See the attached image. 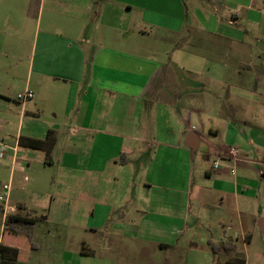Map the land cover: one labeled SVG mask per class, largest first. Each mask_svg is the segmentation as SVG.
<instances>
[{
	"label": "crops",
	"instance_id": "1",
	"mask_svg": "<svg viewBox=\"0 0 264 264\" xmlns=\"http://www.w3.org/2000/svg\"><path fill=\"white\" fill-rule=\"evenodd\" d=\"M10 1L0 247L18 264H39L44 248L42 264H264V46L251 42L253 31L264 45V0H183L184 15L158 20L154 0ZM49 132L50 159L19 145ZM230 147L236 162L224 161ZM16 216L36 221L12 223L33 240L8 229ZM39 228L66 234L43 247ZM225 244L235 250L212 251Z\"/></svg>",
	"mask_w": 264,
	"mask_h": 264
},
{
	"label": "rangeland",
	"instance_id": "2",
	"mask_svg": "<svg viewBox=\"0 0 264 264\" xmlns=\"http://www.w3.org/2000/svg\"><path fill=\"white\" fill-rule=\"evenodd\" d=\"M183 0H154V12H155V20H158L157 15L158 13L163 12L165 13H170L172 16L174 17H181V14L184 15V6L182 7V2ZM10 8L13 7H21L22 4V0H12L10 1ZM12 10V9H11ZM17 12V11H16ZM251 27V31H252ZM255 35L254 32L252 31V36H251V42L253 44V47L255 49H260L262 46H264L263 44H260V42H256L255 41V37L253 36ZM256 36V35H255ZM197 176H195L194 180L196 181ZM197 186L198 185H194L193 187V195H192V205H191V210H192V214L190 216L189 219V223L191 225L192 228H194V230L196 231L195 227H197L196 225L198 224V215L200 213V210L198 209V206L196 204V195H197ZM203 225H205V223H203ZM199 226V225H198ZM194 233V231L192 230L190 233V236H192ZM66 234V231L63 230H57L54 231V236L55 238L52 239L51 241L49 239H45L44 237V229L39 228L36 236L34 237L36 240L35 242H37L38 244L42 245L43 247L46 244L52 245L55 243H60V241L62 242L64 235ZM201 235H204L203 233ZM33 240V238H32ZM33 259L37 260L39 262V264H42V261H44V259H48L49 258V251L45 250H41L39 252H35L33 253ZM218 261H215L214 264H218ZM141 264L143 263V260H136V262L134 264Z\"/></svg>",
	"mask_w": 264,
	"mask_h": 264
},
{
	"label": "trees",
	"instance_id": "3",
	"mask_svg": "<svg viewBox=\"0 0 264 264\" xmlns=\"http://www.w3.org/2000/svg\"><path fill=\"white\" fill-rule=\"evenodd\" d=\"M55 140L56 139H55L53 132H49L47 135V138L45 140L20 138L19 145L22 147L31 148V149H35V150H42V151L46 152L47 158L50 159L52 150H53L54 145H55ZM13 222H16V223L19 222V223L25 224V225H34L36 223V221H28L27 219L17 220V216L16 217H9V219H8V224H9L8 229L9 230L21 231V232L25 233L30 239H32V234H31V232H29L26 229V227H24V229L23 228L15 229L12 227ZM33 247H34V245H33ZM233 250H235V247L233 244H225V245L220 246V247L212 246V251L215 254H218L221 251H225V252L229 253ZM18 255H19V252L16 249H12L9 247H0V264H18L17 263Z\"/></svg>",
	"mask_w": 264,
	"mask_h": 264
},
{
	"label": "built area",
	"instance_id": "4",
	"mask_svg": "<svg viewBox=\"0 0 264 264\" xmlns=\"http://www.w3.org/2000/svg\"><path fill=\"white\" fill-rule=\"evenodd\" d=\"M34 98V95L30 92H27V93H24V94H21L19 95L18 97V100L19 101H27V100H31ZM9 146L6 145L5 143H0V160L1 159H4L6 156H7V153L9 151ZM239 159V150L238 148L236 147H230L228 150H227V153H226V159L224 161H232V162H236L238 161ZM221 163L222 161L221 160H218V161H215L213 163V168L215 170L219 169L220 166H221ZM231 173L234 175L236 173V170L235 168H232L231 169ZM25 180L27 181L28 178L25 177ZM2 193H0V203H4L7 199V194L10 190V187L8 185H3L2 186ZM2 242V236L0 235V244Z\"/></svg>",
	"mask_w": 264,
	"mask_h": 264
},
{
	"label": "water",
	"instance_id": "5",
	"mask_svg": "<svg viewBox=\"0 0 264 264\" xmlns=\"http://www.w3.org/2000/svg\"><path fill=\"white\" fill-rule=\"evenodd\" d=\"M189 139L192 141V135L191 134L189 135Z\"/></svg>",
	"mask_w": 264,
	"mask_h": 264
}]
</instances>
